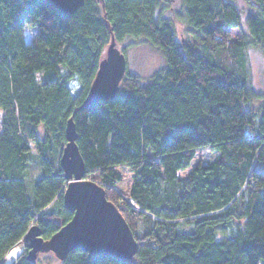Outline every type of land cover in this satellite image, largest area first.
Segmentation results:
<instances>
[{"label": "trees", "instance_id": "obj_1", "mask_svg": "<svg viewBox=\"0 0 264 264\" xmlns=\"http://www.w3.org/2000/svg\"><path fill=\"white\" fill-rule=\"evenodd\" d=\"M84 1L68 16L49 0H0V264L32 225L49 240L72 220L60 165L70 119L85 179L101 183L139 248L126 263L76 250L61 264H264V103L251 108L261 97L247 75L249 48L264 58V0H247L236 38L231 0H182L194 45L178 40L164 0ZM112 36L144 40L166 67L147 83L126 72L113 100L86 107ZM206 147L217 157L180 177ZM120 168L132 174L126 198L114 190ZM27 254L14 264H35Z\"/></svg>", "mask_w": 264, "mask_h": 264}, {"label": "water", "instance_id": "obj_2", "mask_svg": "<svg viewBox=\"0 0 264 264\" xmlns=\"http://www.w3.org/2000/svg\"><path fill=\"white\" fill-rule=\"evenodd\" d=\"M49 1L68 16L85 4L84 0ZM98 1L104 7L105 0ZM126 72V56L117 48L112 36L84 105L89 107L113 100L119 93ZM77 139L76 126L70 119L60 165L68 181L62 193L63 202L65 208L73 213L72 220L49 240H44L41 229L32 225L24 238L27 259L35 262L39 255L52 253L63 262L73 251L82 250L93 257L130 262L138 252V241L119 209L107 200L105 189L97 182L85 179L86 167L76 144Z\"/></svg>", "mask_w": 264, "mask_h": 264}, {"label": "rangeland", "instance_id": "obj_3", "mask_svg": "<svg viewBox=\"0 0 264 264\" xmlns=\"http://www.w3.org/2000/svg\"><path fill=\"white\" fill-rule=\"evenodd\" d=\"M241 11L243 23L242 30L233 31V38L239 37L242 34L247 32L246 28V16L253 12L252 8L248 4L247 0H231ZM165 11L163 12V17L170 20L176 31L178 40L184 45H194L191 38L187 35L186 26L181 21L179 15L182 12V0H164ZM36 34V30L31 28H25L23 35L27 42H31L33 37ZM117 48L120 51H125V56L127 59V73L130 75L137 76L143 83L149 82L152 77L165 69L166 64L165 60L157 51L151 48L144 40H126L123 43H118ZM247 75L248 82L252 89L260 95V99L255 101L251 108L255 111L261 108L264 103V58L262 53L253 48H249L247 52ZM73 87L72 92L76 94L80 89V85L75 81L72 85V82L69 84ZM70 86V87H71ZM247 109H250V106L247 105ZM0 129H1V116H0ZM33 153L35 154V147L33 146ZM217 157V153L212 151L210 148H202L197 150L196 157L192 160L190 166L179 172V176L183 177L189 174L192 168L198 163H210ZM38 167L37 165H32L31 167V179H34L38 176ZM119 172L122 175V183L114 188V190L122 195L124 198L127 197V191L132 182V174L127 168H120ZM98 180L97 178H94ZM90 180V179H89ZM92 181V180H91ZM99 182V181H98ZM101 185V183H99ZM23 253H25V245L22 243L20 246ZM35 264H61V262L54 256L52 253L41 254L38 256Z\"/></svg>", "mask_w": 264, "mask_h": 264}, {"label": "bare ground", "instance_id": "obj_4", "mask_svg": "<svg viewBox=\"0 0 264 264\" xmlns=\"http://www.w3.org/2000/svg\"><path fill=\"white\" fill-rule=\"evenodd\" d=\"M22 253L23 250L21 247L12 249L6 256L4 264H14Z\"/></svg>", "mask_w": 264, "mask_h": 264}]
</instances>
